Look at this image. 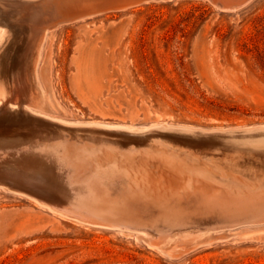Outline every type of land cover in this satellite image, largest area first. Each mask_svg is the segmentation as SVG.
I'll return each instance as SVG.
<instances>
[{"label": "rangeland", "instance_id": "374dc122", "mask_svg": "<svg viewBox=\"0 0 264 264\" xmlns=\"http://www.w3.org/2000/svg\"><path fill=\"white\" fill-rule=\"evenodd\" d=\"M6 1L0 0V28L10 36L0 56L4 84L11 82L5 70L18 66L27 47V37L16 28L18 16L4 12L14 10ZM17 1L21 0L10 2ZM26 1H35L44 11L35 19L40 29L36 37L43 39L33 90L42 93L46 102L41 105L44 109L33 106L32 110L71 124L146 130L151 139L144 145L148 151L141 154L150 157L146 155L150 151L156 159L151 162L163 168L152 166L164 186L189 177L198 180L195 189L212 190L219 199H257L251 211L207 223L229 225L215 230L214 239L158 250L136 238L139 234L81 225L0 186V264H264V150L233 147L236 140L243 141L242 131L264 127V0H248L224 10L211 0L124 8L113 0ZM29 4L15 8L28 9ZM77 13L89 18H75ZM22 122L0 111V132L18 131ZM171 127L204 129L206 134L213 130L226 136L228 145L215 149L214 158L203 160L204 154L210 155L208 145L190 150L169 137ZM108 152L96 156L100 165L113 160L114 154ZM179 164L185 168H176ZM155 214L156 221L152 214L142 215L148 223L163 226L165 212Z\"/></svg>", "mask_w": 264, "mask_h": 264}, {"label": "bare ground", "instance_id": "6f19581e", "mask_svg": "<svg viewBox=\"0 0 264 264\" xmlns=\"http://www.w3.org/2000/svg\"><path fill=\"white\" fill-rule=\"evenodd\" d=\"M21 1L20 2L17 1V3H19V4H15L14 2L6 1V2H8V3H6V5H11L14 7L13 8L14 10H11V11H10V9L8 10V8H6L4 6L6 8L4 10V12L9 11L10 16H14V17L18 16L19 21L16 24V28H17V30L22 31L25 34L24 36L27 37L26 38L27 42H25L27 47L25 48L24 53L20 56L21 58L19 60L20 62L18 64V66L13 67V65H11V67H12L11 72H7L9 70V68L7 70H5L6 76H9V75L11 76V82L8 80L9 82L7 84L5 83L6 84L5 85L3 82L0 81V111H4L5 113H7L8 116L11 115L13 117L19 118L20 120H23L22 123H24V121L27 120V121H35V123H42V124L47 125V126H57V127H66L69 125L70 126H79V127H74V128L80 129V130H82V132H85V133L87 131L93 132L94 134H91V135L88 132H87L88 134H86V136L82 135L83 138H85V140L90 139L89 140L90 143L86 142V145L91 144V146H87L88 149L86 148V146H85L86 149H80V148H78V149L80 151L84 150V152H81V153H84L83 154L84 156L90 157L91 159H95L94 154H96V153L110 151L114 154V155H112V156H114V158L110 162L111 164L108 165L104 169V171H102V169H101V171L104 172L105 174H107L108 176H110L111 178H116L118 180V182H119L118 184H119L121 190L118 193H116L115 195H122L126 192H131V191H133V192L145 191L144 188L146 186H148V188L150 187L152 196L149 195L148 198H146L147 196H144L142 198L150 200L149 204L139 203L138 201L132 202L130 204L131 209L132 208L138 209V211L144 213V215L152 214L151 218L154 221H156L158 219L155 213L159 214V212L160 213L162 211L165 212V215L162 218L164 221L163 226L161 225V226L155 227V229H153L152 233H143V234L135 235L136 238H141V239L145 240L151 247H154L158 250H161V249L168 250L170 246H173V245L178 246L179 244H181V245L196 244L197 245L200 243H205L210 239H214L218 233V232H215V230H211V229L217 228L218 224L210 225L207 223L221 221V219H224V218L228 217L229 215L241 214L242 212H245L248 210L251 211L254 208V206L251 207V204L255 203L257 198H246V199L232 198L229 200L222 199V198L219 199V196H217L218 197L217 198L215 195L216 193L212 192V190H210V191H207V190L206 191H199L197 188L195 190L196 182L198 180L196 182H194L189 177H187V178L182 177L183 181L181 179V181L179 183L173 184L170 186L167 185V187L164 186V184H165L163 182L164 179L162 180L161 176H158V179H154V177L152 176L153 175L152 173L153 172L157 173V170L155 171V169L154 170L150 169V166H151L150 164H152L153 167L154 166L160 167V165H156V164L151 162L152 160H156V159H154L155 157L151 158L152 155H151L150 151L148 152V154H146V155H149L150 157H143L142 156L141 151H148V150H146V149H148V147L144 146L147 143L145 142L141 146H134V145H137V143H139L140 140L143 141V140H147L150 138L149 137L150 134H146V130H133L132 128L126 127V128H117L116 130H114V132L106 131V130H104V128H101L100 126H94V125L91 126V125H85V124H75V125L69 124V123H66V122H63L60 120L53 119L51 117L43 115L40 112H36V111L32 110L33 106H37L36 108L39 109V107H41V105H43L46 102L45 98L42 96V93H36L35 94L34 90H33V88L35 87L34 86V84H35L34 83L35 82L34 77H35V75H37L36 74V64H37V61L40 57L41 43H42V39H43V37L41 39L39 37H36V32L38 30L40 31V29L36 28L35 19L37 17L39 18L40 16H42L44 11H42V7L40 6V4L34 3L35 1L29 2L26 0H25L26 2H24L23 4H25L27 2L30 3L31 4V5L29 4L30 8L24 9V10L15 8V6L23 5L22 2L24 0L22 2ZM246 1H248V0H214L216 5L223 8V10L224 9H232L233 6H235V5L239 7V6L243 5ZM55 3H57V2H55ZM136 4H140V3L135 2V1H131V2H127V3L125 2L121 5L119 3L120 6L118 5L117 7L124 8V7H128V6L136 5ZM59 8L62 10L61 7H59ZM43 9H45V8H43ZM77 14H80V13H77ZM66 15L67 14H65V17H66ZM63 18H64V16H63ZM88 18H89V16H88ZM81 19L82 18H80V20ZM66 21H68V20H66ZM69 21H71V20H69ZM36 22H38V21H36ZM39 22H40V20H39ZM74 22H76V21H74ZM47 23H49V22L47 21ZM70 23H72V22H70ZM65 24L66 23H64V25ZM59 25H61V24H59ZM10 27H12V25ZM3 28H0V56L2 55L1 54L3 51L2 49L6 47L5 44L9 43V42H7L8 40L10 41V39H9L10 36L8 37L9 31L7 32V30H4ZM44 28H45V26H44ZM16 33H21V32H16ZM20 42H22V41H20ZM22 43H24V42H22ZM3 46H5V47H3ZM18 53H20V52H18ZM8 67H10V65ZM4 76H5V74H4ZM2 78H3V76H2ZM5 82H7V81H5ZM19 105L21 107L18 108L17 106H19ZM41 108H43V106ZM4 116L6 118V114ZM6 120H8V122H9L8 118H6ZM14 120H13V122H14ZM10 121H12V120H10ZM3 122H4V120H3ZM16 124H18V123H16ZM18 125H22V124H18ZM18 125H16V127ZM13 127H15V126H13ZM8 129L9 128H7L6 130H8ZM22 129L17 131L14 128V130L11 132H0V186L6 185L7 183H9V184H11L12 189L16 190V187L20 188V186L22 184H23V186H25V185H30V186L41 185L44 188H52L54 190V192H56L58 195H62V197L66 198L68 200H74V199L79 200V198L80 199L83 198L81 196V194L84 193V194H87V197H85L83 199H85L86 201H89V203H92V204L99 207L98 204H100L99 203L100 200H103L105 198V196H104V194H101V192L100 193L97 192L99 195V198H97V195L95 194V192L92 189V188H94V189H96V191H100L99 186H97V185L92 186L91 187L92 194H90L91 192L89 193V191L87 189L85 190V188H83V186L69 187V186H66L64 183L59 182V178H58L59 174L62 171V169L64 168V166L66 165L67 160L69 159L68 155H67L68 149L66 150V147L64 146V144L55 143L52 139H50L49 136H46V134L43 132H41V133H29V132H25ZM171 129L174 131L171 132L169 130L168 133L170 132V134L172 136H169L170 134H168V136L173 137V139L175 138V139L179 140L183 144H186V146L190 150H191V148H197V147H200L202 145L204 147V145H208L205 147L208 148V150L210 149L211 152H208V153H210V155L204 154L202 156L201 155L202 153L200 152L201 153L200 155L202 156L201 158H203V160L205 158L207 160H208V158H214L215 156H213V155H214L215 149L218 150L220 147L223 146V148H224L225 146L228 145V141L226 139V136L223 138H221L219 136H205L202 134H195L192 132L175 131V129H173L172 127H171ZM176 129H178V128H176ZM247 129H249V128H247ZM218 130L220 131V129H218ZM244 130H245V128H244ZM165 131H167V130H165ZM203 131H204V129H203ZM211 131H213V130H211ZM211 131H210V133H211ZM152 134H153V132H152ZM223 134H225V133H223ZM153 135L156 136L155 134H153ZM238 138H240V137H238ZM158 140H160V139H158ZM163 140L166 141L165 139H163ZM169 140H171V139H168V143H169ZM236 141H238V142L234 143V145H235V146H233L234 148H237V147L248 148V149H250V151L252 150L253 152H259V151L264 150V137H257V136L251 137L250 136V137H244L243 141L241 139L236 140ZM159 143H160V141L157 144H159ZM148 144H150V143H148ZM151 148H153V147H151ZM161 149H163V148H161ZM202 150H204V149L202 148ZM223 150L224 149H222V151ZM232 150H233V148H232ZM240 150H242V149H240ZM174 151H176V150H174ZM158 152L160 154V151H158ZM244 155H245V153H244ZM110 156H111V154H110ZM110 156H108V157H110ZM167 156H168V154H167ZM216 156H217V154H216ZM142 157L144 159H142ZM221 157H222V155H221ZM139 158H141V159H139ZM255 158H256V160L258 159V157H255ZM164 160L165 159L160 160V161L165 163ZM168 163H172V162L168 161ZM209 163L211 164V162H209ZM229 163H228V165H230ZM242 164L240 166H242ZM243 165H246V163ZM184 166H185V164H183V165L179 164V166H176V168L178 167L180 170H183V168H185ZM160 168L163 169L162 167H160ZM242 168H244V167H242ZM191 170H188V171L191 172ZM198 171H197L198 174L202 173V172L199 173ZM246 172H248V171L246 170ZM194 173H196V172H194ZM191 174L193 175V173H191ZM252 174H253V172H252ZM213 175H211L212 176L211 178H213ZM250 177H252V176H250ZM205 179H208V177ZM221 179H224V178H221ZM234 179H236L235 176H234L233 180ZM209 180H210V178H209ZM211 180L214 181V179H211ZM217 180H219V179H217ZM255 180H256V178H255ZM257 180H258V178H257ZM192 182L194 184H192ZM221 182H223V180ZM229 182L230 181L228 180V183ZM254 182H257V181H254ZM226 183H224V184H226ZM217 186H220V185L217 184ZM230 186L232 189L231 184H230ZM224 187H227V186L224 185ZM262 187H263V185L261 186V188ZM227 188H229V187H227ZM234 190H231V191L234 192ZM242 190L243 189H241L240 191H242ZM247 190H249V189H247ZM250 192H252V191H250ZM252 193H254V192H252ZM230 197H232V196L230 195ZM29 200L33 201L32 199H29ZM258 200H259V198H258ZM33 202L42 208H46V207H43L42 205H40L39 203H37L35 201H33ZM112 202H116V201H112ZM130 206H128V208ZM157 209H159V210H157ZM53 213H55L56 215L58 214L54 211H53ZM171 214H173V216ZM58 215L63 217V218L69 219L68 217H66L64 215H61V214H58ZM136 218H138V216ZM197 221H199L201 224H195L194 223ZM246 223H247V221H246ZM221 226H222V224H221ZM221 230H223V229H221Z\"/></svg>", "mask_w": 264, "mask_h": 264}, {"label": "water", "instance_id": "95a60500", "mask_svg": "<svg viewBox=\"0 0 264 264\" xmlns=\"http://www.w3.org/2000/svg\"><path fill=\"white\" fill-rule=\"evenodd\" d=\"M11 1V0H7ZM14 1V0H12ZM135 1L138 3H149V2H161V1H173V0H113L116 5ZM214 1V0H211ZM103 8L105 6H102ZM102 8V9H103ZM238 8V6H233L232 9ZM88 16L87 14H77L75 18H84ZM68 19V18H67ZM71 124V123H69ZM75 125V124H74ZM23 130L29 133H45L46 136H49L55 143L64 144L66 150L68 149V160L64 168L59 174V182L64 183L69 187L83 186L85 190L87 189L90 194H92L91 187L97 185L100 187V191H96V189L92 188L97 198H99L98 193L104 194L105 198L100 200L99 207L89 203L86 201L85 197L87 194L82 193L81 196L83 198L68 200L62 195H58L52 188H44L41 185H25L23 184L19 187H16V190L12 189L11 184L7 183L6 185H1L6 190L16 193L20 196L32 199L33 201L39 203L43 207H46L50 211H54L58 214L64 215L75 221L81 225L96 227V228H104L113 231H124L127 233L134 234H143V233H152L153 229H155V225L150 224L146 221L145 216L143 217L142 212L138 211V209H131L130 204L132 202L138 201L139 203L149 204L150 200L143 199L142 197L149 195L152 196L150 187L146 186L145 191H137V192H126L122 195H115L121 189L119 186V182L116 178H111L107 174H105L104 169L110 165L111 163H107L106 165H100L96 159H91L90 157H86L81 152L84 150L80 149H88L87 146H91L89 140H85L82 135L86 134H94L91 131L82 132L80 129H75L74 127L79 126H66V127H57V126H47L42 123H35V121H24ZM93 126V125H91ZM102 128V127H101ZM115 129L104 128L106 131L114 132ZM178 131L182 132H192L195 134H202L205 136H219L223 138L224 136L215 135L214 133H208L201 130H196L192 128L180 129ZM241 133V132H240ZM245 135V137H264V127H257L251 129L249 131H242L241 133ZM147 140H140L136 146L143 145ZM92 143V142H91ZM86 146V148H85ZM99 153L94 154L97 156ZM93 155V156H94ZM94 156V158H96ZM141 159V158H139ZM142 159H144L142 157ZM151 165V166H150ZM150 169H153V165L150 164ZM102 167V168H101ZM102 169V171H101ZM154 170V169H153ZM102 172V173H101ZM154 179H158V174L155 172L152 173ZM80 177H83L80 179ZM159 181V180H158ZM99 189V188H98ZM196 190V189H195ZM98 192V193H97ZM100 194V195H101ZM116 201V202H112ZM128 206H130L128 208ZM133 215V216H132ZM138 216V218H136ZM216 225V224H214ZM226 226H218L215 229L228 227Z\"/></svg>", "mask_w": 264, "mask_h": 264}]
</instances>
